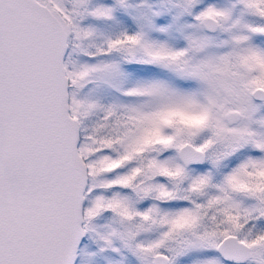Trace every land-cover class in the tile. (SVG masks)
<instances>
[{"label":"snow or ice","instance_id":"obj_1","mask_svg":"<svg viewBox=\"0 0 264 264\" xmlns=\"http://www.w3.org/2000/svg\"><path fill=\"white\" fill-rule=\"evenodd\" d=\"M0 264H264V0H0Z\"/></svg>","mask_w":264,"mask_h":264}]
</instances>
